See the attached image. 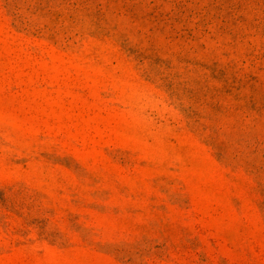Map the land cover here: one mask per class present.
I'll return each instance as SVG.
<instances>
[{"label":"rangeland","instance_id":"1","mask_svg":"<svg viewBox=\"0 0 264 264\" xmlns=\"http://www.w3.org/2000/svg\"><path fill=\"white\" fill-rule=\"evenodd\" d=\"M0 264H264V0H0Z\"/></svg>","mask_w":264,"mask_h":264}]
</instances>
